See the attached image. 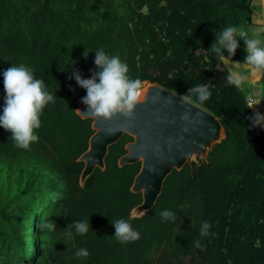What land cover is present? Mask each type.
Segmentation results:
<instances>
[{"label": "trees", "instance_id": "obj_1", "mask_svg": "<svg viewBox=\"0 0 264 264\" xmlns=\"http://www.w3.org/2000/svg\"><path fill=\"white\" fill-rule=\"evenodd\" d=\"M251 1L0 0V114L9 66L29 67L57 97L43 109L39 142L29 150L0 128V264H264V127L252 125L245 88L227 83L228 68L208 50L228 26L251 38ZM239 43L232 59L243 61ZM97 49L119 56L142 85L156 82L182 96L207 85L211 97L196 104L227 133L207 163L174 168L140 217L130 216L142 199L130 190L140 162H117L129 134L109 146L104 169L79 183L77 157L93 129L92 118L76 113L86 90L71 76L97 71ZM165 209L174 222L162 220ZM45 219L55 230L37 227ZM118 219L129 220L140 239L117 241L111 222ZM86 220L90 230L78 235L73 223ZM203 221L214 236L199 235ZM79 249L89 255L77 257Z\"/></svg>", "mask_w": 264, "mask_h": 264}, {"label": "clouds", "instance_id": "obj_2", "mask_svg": "<svg viewBox=\"0 0 264 264\" xmlns=\"http://www.w3.org/2000/svg\"><path fill=\"white\" fill-rule=\"evenodd\" d=\"M239 38V39H237ZM244 42L243 61H233L239 41ZM260 41L249 37L247 31L228 26L215 36V42L208 49L215 53L219 59L228 66L227 83L239 90L244 82L250 78L264 79V47H260ZM226 50L227 56L222 52ZM84 52L85 59L88 55ZM94 65L97 71L92 72L90 78H82L79 72H73L77 85L86 90V95L81 97V103L86 106L84 111L76 109L82 115H88L96 119L110 121L117 115L126 120L134 117L135 108L141 102L142 81L129 77V67L119 56H110L103 49L95 50ZM3 76V107L0 114V128L11 133V139L17 148L29 150L33 143L39 142V136L34 130L41 127L40 116L43 109L50 103H55V93L49 92L43 79L35 78L33 70L21 64L9 66L2 72ZM193 97L195 98L193 100ZM211 97L207 85H198L189 88L183 95L184 101L203 104ZM261 99L253 101L249 107H258ZM254 127H264V114L254 111L248 117ZM160 216L164 221H175L176 215L170 210H163ZM115 229L114 237L120 243H130L140 239V234L133 229L129 220L118 219L111 222ZM37 227L55 230L56 225L49 219L42 220ZM78 235H85L90 230L89 220L74 222ZM211 225L207 221L201 223L199 235L208 237L215 235L210 233ZM67 235L71 237V232ZM194 246L203 250L200 240L194 242ZM75 255L86 258L89 253L86 249H79Z\"/></svg>", "mask_w": 264, "mask_h": 264}, {"label": "water", "instance_id": "obj_3", "mask_svg": "<svg viewBox=\"0 0 264 264\" xmlns=\"http://www.w3.org/2000/svg\"><path fill=\"white\" fill-rule=\"evenodd\" d=\"M141 92V102L131 120L117 115L104 121L76 111L82 118H92L93 129L87 148L77 157L83 162L79 175L81 186L95 167L105 168L111 144L124 133L132 137L117 160L120 166L140 162L130 190L140 192L142 199L131 208V217L144 215L154 205L164 180L174 168L181 169L186 163H207L209 151L227 137L214 113L184 101L182 95L152 81H146ZM85 108L83 104L76 107L81 112Z\"/></svg>", "mask_w": 264, "mask_h": 264}, {"label": "crops", "instance_id": "obj_4", "mask_svg": "<svg viewBox=\"0 0 264 264\" xmlns=\"http://www.w3.org/2000/svg\"><path fill=\"white\" fill-rule=\"evenodd\" d=\"M252 24L251 38L257 39L262 43L264 47V0H252ZM233 61H240L233 59ZM227 68L228 66L225 65ZM242 86L245 88L247 94H251L256 99H261L262 102L258 107L251 108L254 111H258L264 114V79L250 78L249 81L244 82Z\"/></svg>", "mask_w": 264, "mask_h": 264}, {"label": "built area", "instance_id": "obj_5", "mask_svg": "<svg viewBox=\"0 0 264 264\" xmlns=\"http://www.w3.org/2000/svg\"><path fill=\"white\" fill-rule=\"evenodd\" d=\"M254 101V97L251 94L246 95V102L250 105Z\"/></svg>", "mask_w": 264, "mask_h": 264}, {"label": "rangeland", "instance_id": "obj_6", "mask_svg": "<svg viewBox=\"0 0 264 264\" xmlns=\"http://www.w3.org/2000/svg\"><path fill=\"white\" fill-rule=\"evenodd\" d=\"M145 83V82H144ZM144 85V84H143Z\"/></svg>", "mask_w": 264, "mask_h": 264}]
</instances>
